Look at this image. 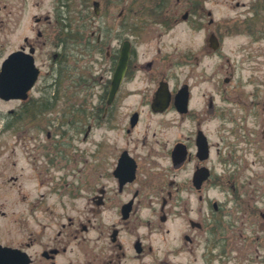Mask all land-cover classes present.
<instances>
[{
	"label": "flooded vegetation",
	"instance_id": "af4514ba",
	"mask_svg": "<svg viewBox=\"0 0 264 264\" xmlns=\"http://www.w3.org/2000/svg\"><path fill=\"white\" fill-rule=\"evenodd\" d=\"M85 1L50 0L36 18L44 29L19 49L34 53L41 72L11 113L33 110L56 134L32 137L29 212L39 230L16 248L28 264H259V187L242 198L252 186L238 180L245 140L228 90L219 80L196 92L208 79L204 60L221 47L212 33L198 49L171 40L181 24L214 25L204 0H88L91 24ZM252 1L229 24L264 25V0ZM227 192L233 200L212 196Z\"/></svg>",
	"mask_w": 264,
	"mask_h": 264
},
{
	"label": "rangeland",
	"instance_id": "374dc122",
	"mask_svg": "<svg viewBox=\"0 0 264 264\" xmlns=\"http://www.w3.org/2000/svg\"><path fill=\"white\" fill-rule=\"evenodd\" d=\"M49 2L50 0H0V68L12 52L27 45L26 39H37V30L44 29L45 26L37 25L36 18L45 19L50 13ZM85 2V8H88L89 12L85 15L86 23L91 24L93 7L88 4V0ZM252 2L204 0L201 5L212 13L214 25L208 30V26L199 27L198 24L194 32L185 24H181L171 40L181 47L192 45L196 49L209 40L211 33L220 41L221 52L214 54L210 60H204L208 79L206 78V83L202 82L197 86L196 92H213L219 80L228 90V109L238 121L240 134L245 140L244 151L240 149L243 168L238 180L252 186L242 198L246 199L251 195L253 187H259L256 195L260 196L261 216L256 220L255 234L260 236V241L255 242L254 247L256 256H260L259 264H264V35L262 38L258 37V30L264 29V25L257 26L252 19L236 25L229 24L239 15L246 14ZM204 21H209V17L206 16ZM52 49L47 47L45 53L39 55L40 63L45 62L46 53ZM43 69V72L47 71L46 67ZM211 73L212 76H209ZM224 78L229 79L227 84L223 82ZM50 97H53L52 91ZM18 104L17 101L6 102L0 99V244L12 247L28 243L34 226L39 230V223L35 225L32 222L29 212V202L37 190L31 176V163L35 157L34 144L39 142L32 140V137L45 140L48 131H55L54 127L45 128L34 121L33 110L27 112L26 109L21 119L10 116L9 112ZM55 116L57 114H54ZM54 117L52 118L56 120ZM229 128H235V124H230ZM249 142L253 144L251 150L247 148ZM253 161L256 163L253 164ZM212 196L223 202L233 200L231 192L212 193ZM229 206H232V203ZM84 207L86 203L83 201L77 209L81 208L86 215L88 211ZM77 209L70 210L69 215L75 216ZM146 213L150 217V209L146 210ZM169 226L174 227L171 223ZM237 227H242V224L238 222ZM246 228L245 234L250 231Z\"/></svg>",
	"mask_w": 264,
	"mask_h": 264
},
{
	"label": "water",
	"instance_id": "95a60500",
	"mask_svg": "<svg viewBox=\"0 0 264 264\" xmlns=\"http://www.w3.org/2000/svg\"><path fill=\"white\" fill-rule=\"evenodd\" d=\"M218 48L216 39H212ZM39 76L34 57L25 52L12 53L3 63L0 72V98L6 101L26 99ZM0 264H28L25 253L0 245Z\"/></svg>",
	"mask_w": 264,
	"mask_h": 264
}]
</instances>
